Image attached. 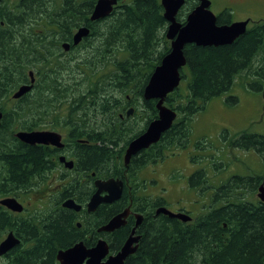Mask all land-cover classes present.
Returning <instances> with one entry per match:
<instances>
[{"label":"trees","instance_id":"obj_1","mask_svg":"<svg viewBox=\"0 0 264 264\" xmlns=\"http://www.w3.org/2000/svg\"><path fill=\"white\" fill-rule=\"evenodd\" d=\"M96 1L22 0L21 6L9 12L0 10V22L4 24L0 26V199L35 183L41 195L40 187L45 184L47 173L62 167L59 157L63 155L73 160L74 167L62 175L61 199L71 198L85 204L96 179L113 178L124 183L121 198L112 204H101L92 223L102 226L129 206L144 216L136 230L140 236L138 248L123 264H263L264 203L257 200L256 212L253 201L222 198L233 183H237L240 191L254 194L252 177L220 184L206 210L184 223L155 214L157 209L167 207V201L144 195L138 175L147 164L162 161L167 152L186 149L193 117L229 92L236 78L244 75L252 81L244 85L247 90L261 91L264 21H260L257 31H246L231 45L184 47L186 65L180 76L185 88H176L164 101L167 108L177 113L176 119L158 143L125 165L129 142L158 116L156 100L145 101L142 94L154 69L171 50L166 38L167 22L160 0H118L112 14L94 28L97 22H91L88 16ZM194 2L186 1L183 16L194 8ZM81 9L85 26L91 28L85 43L83 69L76 70L72 63L62 69L50 67L52 59L48 54L57 48L55 44L59 41L51 32L71 27ZM45 63L48 66L42 67ZM31 68L34 70L30 71ZM29 72L36 77L31 91L13 100L16 90L29 84ZM231 100L227 102L234 104ZM129 110L138 113L139 122L132 125L129 121L133 120L120 118ZM43 129L61 131L63 149L28 146L15 138L18 132ZM203 143L201 140L195 147ZM238 143L247 150L257 148L263 162V171L257 173V189L264 186V134H243ZM77 174L87 178L82 188ZM189 182L191 188L203 186L205 173H195ZM1 209L5 222L7 216ZM39 215L41 221L34 244L13 251L12 260L4 264H58L59 250L80 241L92 247L97 241L98 227H92L90 236L82 238L80 230L72 229L69 211L56 213L49 219L46 210H40ZM131 226L129 220L126 227L109 237L110 255L121 249ZM23 229L17 233L22 243L28 244L31 235H24Z\"/></svg>","mask_w":264,"mask_h":264},{"label":"water","instance_id":"obj_2","mask_svg":"<svg viewBox=\"0 0 264 264\" xmlns=\"http://www.w3.org/2000/svg\"><path fill=\"white\" fill-rule=\"evenodd\" d=\"M2 0H0L1 2ZM199 5L191 11L184 25L175 20L177 12L184 6L185 0H160L163 8V18L167 22L166 38L170 41V52L161 60L160 64L154 69L147 85L143 90V100H156L158 116L150 122L144 132L129 142L124 155V163L128 164L131 157L138 155L141 151L148 149L158 143L162 135L168 131L174 123L177 113L164 105L165 97L179 87L181 82L180 71L186 65L183 49L186 45L194 44L198 47H218L230 45L237 37L246 31L247 22H236L230 26H216V17L209 10L208 0H195ZM118 0H97L93 11L89 17L90 21H100L109 17ZM89 35V29L80 28L73 36V44H78L82 38ZM67 49V46H63ZM34 84L32 72H29V84L20 86L12 95L14 100H18L29 93ZM264 101V89L261 93ZM132 110L128 111V115ZM2 113L0 112V121ZM15 138L28 146L44 145L52 146L57 149L63 148L62 137L54 131H31L18 132ZM59 162L65 168H73V161H66L65 157H60ZM95 193L86 204L88 213L94 212L101 204H112L118 201L123 192V182L120 179L95 180ZM257 198L264 203V186L257 189ZM3 206L14 212H21V205L11 198L0 200ZM63 208L79 211L80 206L69 199L63 202ZM129 209L114 216L104 226L97 229V233H113L115 230L126 224ZM156 215H165L170 219H178L184 223L190 222L191 217L183 212L174 213L166 207L156 210ZM137 225L131 230L130 235L121 247L113 255L109 254V245L103 239H98L94 246L86 247L83 242H78L72 247L58 251L56 260L59 264H123L124 261L133 255L137 248L140 236H136V228L140 224V217H136ZM18 244L11 234L0 243V257ZM264 264V263H263Z\"/></svg>","mask_w":264,"mask_h":264},{"label":"flooded vegetation","instance_id":"obj_3","mask_svg":"<svg viewBox=\"0 0 264 264\" xmlns=\"http://www.w3.org/2000/svg\"><path fill=\"white\" fill-rule=\"evenodd\" d=\"M186 1L187 0H185V3H186ZM208 1L210 2L209 10L211 11V8L213 6V1L212 0H208ZM216 1L220 7L219 15H215L213 13L216 17V26H230L231 24L236 23V22H245L246 21L247 22L246 31H249V30L257 31V29L259 27H261V25H259L261 20L260 21L257 20V13L258 12L264 13V0H216ZM5 2H6V0H2L0 2V10L3 9L4 11L9 12L12 10L13 7L21 6L22 0H18L17 3L13 5V7H10L9 5H4ZM194 3H195L194 8L191 11H193L199 5V3L197 1H195ZM184 7H185V4L177 12V14L175 16V20L178 23H180L181 25L185 24L186 18L188 16V14L191 12L190 11L187 14V16H186V14H185V16H183L184 15L183 14L184 13ZM79 11H81L80 16L77 19V21L74 22V24L71 27H66V30L63 32H58V31H55L53 33L51 32V34L54 37H57L59 39L57 44H55V47L58 48V51H57L58 53H54L52 58H57L55 66H59V67H61V69L65 66H67L69 63H72V65L76 66L79 70L83 69L82 62H84L83 57H84V53H85V49H86L85 43H86V40L88 39L89 35L91 34V28L85 26V16L83 14L84 10L81 9ZM91 13L89 14L88 18L90 17ZM14 20L16 21L18 19L15 18ZM88 20H90V19H88ZM94 22H97V24L94 26V28H95V27H97V25H99V20L94 21ZM16 23H18V22L16 21ZM0 26L3 27L4 24L2 22H0ZM167 26H168V24H167ZM83 27L89 29V35L87 37L82 38L78 44L74 45L73 44V36L77 32L78 29L83 28ZM166 30H167V28H166ZM34 34H36V32H34ZM17 38L19 39L20 36H17ZM17 43L20 44V40H18ZM64 45L67 46V49H65L63 47ZM41 65H39V66H41ZM47 66H48V64L45 63L42 67H47ZM33 78H34V82H35L36 81L35 75ZM246 84H248V83H246ZM237 86H239V85H237ZM240 87L242 89L247 90L244 86H240ZM234 89L235 88L233 87L229 92H227L223 96H221L224 103L227 102V99H232L231 101H234V103H236V100H238V97L236 95L229 94ZM238 103L239 102H237L236 104H238ZM137 117H138V113L136 111L130 112L129 115H128V112L120 115L121 119L133 120V119H136ZM220 125H223V124H219L218 126H220ZM44 131H48V130H44ZM243 134H249V135L257 136V131H255V132H251V131L250 132H242V131L234 132V131H231L230 132L227 128H222L220 130V133H219V141L222 142V147L218 148V149H214V150H212L214 147L213 142L206 139L205 137L197 140L195 142V144L193 145V150L197 154V156H199L201 158V160H200L201 166L198 170H196V171L192 170L187 174L189 176L187 179V182H188V187L194 193H195V191H197V192L202 193L203 195H206L208 193V189H211L212 190V194L210 196V199H211L215 194V190L217 188H219L220 185L214 186V185L210 184L208 175H210V173H211L214 176H216L221 171H224V172L227 171V167L235 165V163L232 159H225L224 158V156H223L224 152H226L227 155H229V153L236 151V150H241L244 153L245 152L246 153H252V155L255 157V166H254V168L247 167V169L250 172H254V173H249V172L239 173V172L234 171L233 167H230L228 169L229 175L226 177V180L223 181V183L229 182L230 180L236 179V178H241V177H249L250 178V177H252L254 179V184H255V192H254L255 199L253 202H254L255 210L257 212V148L248 149V150L242 148L241 147L242 144L241 143L239 144L238 141ZM201 140L204 141V143L199 144L197 147H195L198 144V142ZM50 147H52V146H50ZM215 150H218L219 152L217 154H215V153L210 154L209 153L210 151H215ZM143 151H145V150H143ZM222 151H223V153H222ZM61 156H63V155H61ZM227 160H229V162H227ZM242 161H243V159L241 158V162ZM59 164L62 167H57V168H54L53 170L49 171L46 175L45 184L40 187L43 191H45V193L43 194V198H46L44 203L41 204L40 209L37 206L38 205L37 204L38 186L36 185V183L33 185L31 184V186L28 189H25V190H23L17 194L11 193V194H8L7 196L2 197L0 199V200L6 199V198L14 199L22 207L21 212H14V211H11V210L3 207V206H0V207H2L1 212L7 216V219L4 222L3 217L0 215L1 242L3 240H5V238L9 234H11L16 240H18V244L15 247H13L12 249H10L6 254L1 256L0 260H4V262L12 260V254L14 253L13 251L20 250L22 248H26V247L34 244V242L36 241L35 238L37 236L38 223L41 221V217L39 215L40 210H43V211L46 210L48 212V216H47L48 219H49V217L50 218L53 217V215L56 213L58 215V213H61L62 211L71 212L72 213V219H73L72 229L78 230V231L80 230L82 238L83 237L88 238L90 236V232L92 230L91 229L92 227H98L97 229H99L100 227L105 225L104 224L102 226H98L95 224V222L92 223V219L96 213L95 212L96 210L92 213H88L86 211V204L88 203L89 199L91 198V196L96 191L95 186H94L95 180L92 181V185H93L92 195L88 198V200L86 201L85 204H84V202L83 203H77L76 201H74L71 198H67V199H65L64 197H62V199L60 198V194L62 192V184H63L62 183V179H63L62 175L65 174L66 173L65 171H67L68 169L65 168L64 164H61V163H59ZM70 170H72V169H70ZM197 172L205 173L206 183L203 186H199V187L196 186L194 188H191L189 180ZM66 174H68V173H66ZM77 177L79 178V185H80L79 187L82 188L84 186V184L86 183L87 178L84 176H79L78 174H77ZM138 177H139V175H138ZM68 178L70 179L69 175H68ZM54 179H55L54 182H58V183H56L55 186L52 185ZM68 180H67V182H68ZM96 180H100V179H96ZM140 181H141L142 186H143L142 192L144 194L146 182L144 183V181H142L141 179H140ZM123 189H124V183H123ZM240 190L241 189L239 188L237 183H233L231 186L227 187L224 194L222 195V198L224 200H229L231 197H237V198H241L243 200H246L247 195L252 194V193H250L249 190H245V192L240 191ZM146 196H148V195H146ZM69 199L73 200L77 205H79L81 207L79 211H74V210H70V209H66V208L62 207L63 202L66 200H69ZM46 204H47V208L42 209V206H45ZM55 204L58 205L57 208L54 207V206H56ZM208 206L209 205H206V206L203 205L202 210H200L198 212L199 213L198 215L202 214ZM126 209H129V214H128V217L126 218V224L123 227H126L129 220H130L132 222V226H131V230H132L137 225L136 223H137L138 219L136 217L138 216L141 219L140 224L137 226V228H138L141 225V223L143 222L144 216L142 214L133 212L131 210L130 206L128 208H125L120 213L124 212ZM178 212H183V213H186L189 215L191 210H185V209L181 208V209H178L177 211H175V213H178ZM57 215H55V219L57 218ZM191 219H192V217H191ZM28 227L30 229H28ZM22 228H24L23 229L24 235H26V236H28L29 234L31 235V239L29 240L30 242L28 244H27V242L22 243V239L19 236V234L17 233L18 231L21 232ZM137 228H136V230H137ZM97 229L95 231L97 236H98L97 240L103 238L108 243L109 237L111 235H113L114 232L119 230L120 228L115 230L113 233H103V234L97 233ZM130 233H131V231H130ZM135 235L138 236L137 231L135 232ZM80 242H82V241H80ZM59 251H61V250H59Z\"/></svg>","mask_w":264,"mask_h":264},{"label":"rangeland","instance_id":"obj_4","mask_svg":"<svg viewBox=\"0 0 264 264\" xmlns=\"http://www.w3.org/2000/svg\"><path fill=\"white\" fill-rule=\"evenodd\" d=\"M17 1L18 0H6L4 5L13 7ZM212 1L213 6L211 8V12L215 15H219L220 7L216 0ZM257 20H264L263 12L257 13ZM57 51L58 48L52 50L51 54H48L51 55L50 57L52 59L49 66L56 65L57 58H52V56L54 53H58ZM73 68L79 70L75 66H73ZM29 70L32 71L34 68ZM246 83H252V81L245 79L244 75L236 78L233 86L235 89L229 93L238 97V100H236V103L239 102L238 104H232V102L224 103L222 97L216 98L207 104L206 108L199 114L193 117L191 122L190 143L186 149H181L175 152H167L162 161L149 163L139 172V178L144 181V183L146 182L144 190L145 195L165 198L167 201L166 208L172 212L181 208L191 210L189 215L192 219H195L198 216V212L202 210L203 205H209L210 196L212 194L211 189H208V193L203 195L197 191L194 193L188 187L187 179L189 176L187 174L192 170H198L201 166V158L194 152L193 145L197 140L205 137L213 142L215 148L213 147L212 150L221 148L222 142L219 141V133L222 128H227L230 132L257 131L258 134H264V101L261 96L262 90L264 89V83L261 91L258 92L252 91V89L245 90L240 87L247 85ZM179 87L184 90L185 83L181 82ZM134 121L137 123L139 122V119L136 118L129 122L133 125ZM219 124L223 125L218 126ZM45 130L49 131L50 129ZM57 133L63 136L61 131ZM218 152V150H215L210 151L209 153L217 154ZM229 155H227L226 152L223 154L225 159H232L235 165L227 167V171H221L216 176L210 173V175H208L210 184L214 186L222 184L229 175L228 169L230 167H233L234 171L239 173H254L247 169V167L254 168L255 166V157L252 153H244L241 150H236L229 153ZM191 157H194V162L191 161ZM241 158L243 159L242 162ZM227 162H229V160H227ZM261 163L263 164L262 159L257 154V173L263 171ZM54 181L55 179L53 180V186L58 183ZM41 190L42 189H40V191ZM44 193L45 191H42L41 195L38 193L37 206L39 209L41 208V204L44 203L46 199L43 198ZM254 199V194L247 195L246 197L247 201H254ZM45 208H47V204L42 206V209ZM4 263H6V261L4 262V260H0V264Z\"/></svg>","mask_w":264,"mask_h":264},{"label":"bare ground","instance_id":"obj_5","mask_svg":"<svg viewBox=\"0 0 264 264\" xmlns=\"http://www.w3.org/2000/svg\"><path fill=\"white\" fill-rule=\"evenodd\" d=\"M93 11V10H92ZM161 62V61H160Z\"/></svg>","mask_w":264,"mask_h":264}]
</instances>
